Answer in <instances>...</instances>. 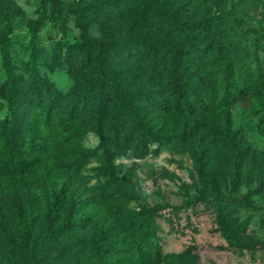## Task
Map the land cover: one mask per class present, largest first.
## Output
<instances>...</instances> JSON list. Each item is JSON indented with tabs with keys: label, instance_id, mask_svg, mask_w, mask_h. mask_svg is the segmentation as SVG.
I'll return each instance as SVG.
<instances>
[{
	"label": "rangeland",
	"instance_id": "obj_1",
	"mask_svg": "<svg viewBox=\"0 0 264 264\" xmlns=\"http://www.w3.org/2000/svg\"><path fill=\"white\" fill-rule=\"evenodd\" d=\"M0 2L9 9L0 13V135L15 142L12 166L0 167V264H127L115 243L133 244L147 219L163 264H264V111L249 101L222 103L229 73L240 88L264 84V0ZM82 24L88 40L112 46H89ZM175 43L188 51L181 69L191 94L215 99L207 113H187L174 102L168 44ZM116 83L140 124L128 117ZM96 86L100 93L86 100L105 119L103 140L82 121L83 136L63 150L31 142L36 104L71 108ZM102 141L115 152L112 165ZM34 162L30 198L14 172ZM66 177L82 200L78 225L61 229L62 205L49 242L43 212L51 188ZM217 197L228 200L221 210ZM30 206L36 217L22 246L15 213Z\"/></svg>",
	"mask_w": 264,
	"mask_h": 264
},
{
	"label": "trees",
	"instance_id": "obj_2",
	"mask_svg": "<svg viewBox=\"0 0 264 264\" xmlns=\"http://www.w3.org/2000/svg\"><path fill=\"white\" fill-rule=\"evenodd\" d=\"M53 5L57 3V0H51ZM9 9L5 4L0 2V13H8ZM83 36L87 39V44L95 49L102 50L110 48L111 42H93L87 38L86 24H82ZM10 32V23L7 22L6 27L2 31V38L7 39ZM165 43H171L164 41ZM171 46L173 53L172 66L168 72V86L171 91L172 97L177 108L187 113H207L214 105L215 99L213 97L204 98L208 92H198L197 94H191V91L187 88L183 82L181 59L187 57L188 51L181 48L178 44H168ZM150 49L154 53L155 57L158 54V47L151 45ZM212 49V46L207 48ZM196 79L203 80L202 77L197 75ZM205 81V80H204ZM205 83V82H204ZM205 86V85H204ZM117 91H120L127 115L130 120L136 124H140V118L135 107L129 102V98L124 90V87L120 83L115 85ZM225 96L222 99L223 105H230L232 102L240 100L249 101L256 105V108L264 111V84L254 83L248 88L237 87L233 81L231 73L226 75L225 78ZM87 89L86 92H88ZM101 88H91L88 95L81 99L79 98L71 108H67L61 103H56L52 106L38 103L30 110L31 120L34 123L33 140L44 144L46 148L65 149L68 143L74 140L79 135L81 138L83 134L78 133L80 122L84 121L91 129L95 130L103 140V130L105 119L101 113L88 101V97H97ZM192 95V98L189 96ZM12 123L17 121L18 115L16 114L15 104L16 101L12 98ZM191 132H189V135ZM27 140H25L26 142ZM145 144L143 150L137 152L133 151L135 157H142L144 155ZM101 147L104 151L106 161L109 165H112L115 157V152H111L107 149L105 143L102 141ZM15 148V142L12 136H9L6 140L0 135V167L1 172L6 170L7 167L12 166V153ZM88 154L92 152L86 150ZM8 163V164H7ZM196 167L200 168L199 160H196ZM39 164L37 162L21 166L14 172V181L17 186L27 197H32L34 191L37 188L36 178ZM74 181L72 177H66L57 185V187L51 188L50 200L43 212V221L46 230V236L49 242L54 240L56 217L58 210L64 205L63 213L61 217V229L65 231L73 230L78 225L76 215L78 214L82 200L75 193L73 188ZM216 206L219 210L226 207L228 204L227 199L217 197ZM244 202L249 203V199L246 198ZM146 213L154 212L155 208L145 209ZM16 219L21 225L22 232L20 235V244L26 245L31 237V230L36 217L33 207H28L25 212L17 210L15 213ZM142 236H140L133 244L126 241H119L115 243L118 251L121 252L128 262L127 264H163L164 259L162 257L161 246L157 240L155 234V227L151 221L147 219L141 226ZM131 253V255H129ZM45 254L41 256L43 260ZM107 258H100L98 264H105ZM178 264V263H177Z\"/></svg>",
	"mask_w": 264,
	"mask_h": 264
}]
</instances>
